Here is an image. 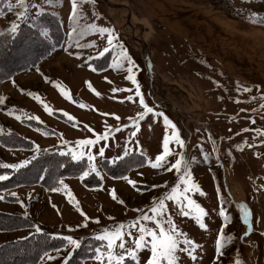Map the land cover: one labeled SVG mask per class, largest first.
<instances>
[{"label":"rangeland","instance_id":"1","mask_svg":"<svg viewBox=\"0 0 264 264\" xmlns=\"http://www.w3.org/2000/svg\"><path fill=\"white\" fill-rule=\"evenodd\" d=\"M164 1L77 0L74 22L70 15L71 0H0V37L16 36L20 40L26 29L30 33L25 35L43 38L48 48L52 46L37 65L0 81V97L5 100L0 104V164L31 160L37 154V159L18 170L0 167V175L7 176L0 180V196H3L0 212L14 217L9 223L6 219L0 220L3 226L0 245L26 238L47 239L55 242L54 247L38 255L34 264H67L77 257L80 248L85 251L87 247L96 246L103 251L107 242L96 237L105 229L115 230L123 224L125 234L132 233L124 237L126 246L132 247L133 238L139 235V224L154 226V221H141V213L152 215L150 209L154 203L170 194L177 185L183 193L186 187L180 179L183 169L180 172L168 169L179 158L177 153L186 152L192 179L205 195L195 190L184 195L205 209L207 215L203 220L207 228L199 226L194 212L188 216L181 214V206L187 209L183 197V205L165 200V218L170 216L178 230L199 245L194 252L195 260L187 252H181L179 264H236L237 260L240 264H264V94L255 95L233 87L227 69L221 67L213 55L196 48L183 29H179L177 19L167 16ZM191 1L227 16L230 21L225 26L230 27L235 22L236 28L248 30L251 27L252 33L264 34V23L256 22L264 21V0ZM21 11L27 19L18 15ZM13 23L19 26L15 35L9 31ZM89 25L114 28L113 44H107V34ZM21 26L25 28L19 30ZM74 27L75 33L72 32ZM58 36L61 44L57 46ZM120 45L135 62L133 73L146 103L167 115L185 140L183 148L170 141L171 155L161 167L154 168L152 164L163 152V138L165 134L170 136L172 129L164 124L163 117L151 113L138 120V126L129 119L135 118L143 107L135 94L136 86L127 79L129 65L121 56ZM104 47L109 51L100 56ZM23 55L19 53L20 57ZM89 56L93 59L89 60ZM114 88L118 91L113 92ZM61 89L68 91L73 99L64 96ZM29 93H38L53 112H46L43 104ZM130 95L132 100L127 99ZM81 103L86 106L81 107ZM61 109L76 119L69 120ZM17 115L23 118L18 120ZM33 116H39L43 123L29 119ZM106 132L107 138L95 145L76 144L77 140H95ZM133 132L136 134L132 135ZM100 147L104 148L103 156L98 153ZM73 148L85 152L81 159L86 161L80 166L82 171L90 169L87 153L95 156L92 163L96 171L89 170L84 178L89 180L94 173L101 180L100 186L85 185L82 174H62L66 161L55 166L50 177L46 169H36L43 163L51 167L52 158L48 156L64 153L71 157ZM131 155L132 160L144 164L120 178L111 177L106 165ZM129 163L132 162L125 165L128 167ZM34 164H37L35 171H40L36 173L41 177L46 175L54 186L48 188L43 182H28ZM61 179L68 185L67 190L58 183ZM128 180L135 181L136 186ZM54 187L59 190L52 191ZM113 189L117 199L112 197ZM13 192L17 196H12ZM121 199L123 204L119 202ZM240 204L251 211V228L244 223ZM220 208L228 215L227 222L220 215ZM20 217L32 225L21 221ZM133 222L136 227H131ZM12 224L23 227L13 229ZM36 225L40 226V232L36 231ZM221 229L226 236L234 238L222 241L224 247L217 253L215 241ZM69 235L81 241L79 248L64 239ZM89 237L92 239L87 240ZM183 239L181 237L182 247H187ZM29 244L33 243H27L26 248ZM118 244L119 241L116 253L120 252ZM8 253L19 256L20 252L8 250ZM28 253L20 258L30 259L32 252ZM45 253L55 259H48ZM137 255L139 264H146L150 251L141 249ZM0 264L4 263L0 261ZM83 264L99 262L93 256Z\"/></svg>","mask_w":264,"mask_h":264},{"label":"snow or ice","instance_id":"2","mask_svg":"<svg viewBox=\"0 0 264 264\" xmlns=\"http://www.w3.org/2000/svg\"><path fill=\"white\" fill-rule=\"evenodd\" d=\"M94 2V0H93ZM78 12V4L77 0H71V17L73 21L75 22L76 16ZM18 15L21 18L27 19L25 12L21 11L18 13ZM260 23H264V21H256ZM18 24L13 23L10 28L11 34L15 35L18 30ZM90 28L93 30L98 31L101 34H107V44L112 45L114 39H116V33L114 28H108V27H97L96 25H89ZM72 32H76V28L74 27L72 29ZM83 47V45H78ZM121 47V56L127 61L128 67L127 72L129 75L127 76V79L130 80L135 86V94L139 98V104L142 105L143 111L136 114L135 118H129L132 119L134 124H137L138 126V120L144 119L145 116L148 114H154L157 117H163L164 124L169 126L172 129V134L169 136L168 134H165L163 138V152L160 155H157L155 157V163L152 164V167L157 168L162 166V162L165 161L166 157L171 155V150L169 148L170 141H174L177 145H179L181 148L185 146V140L181 137L180 129L177 127L175 123H173L172 120L169 119L167 115H165L163 112L156 111L154 107L149 106L148 103L145 101V97L143 93L141 92V85L137 82L136 76L133 73V68L135 67V62L132 60V57L128 54L127 50L124 48L123 45H120ZM109 48L104 47L102 51L99 52V55L102 56L105 52H108ZM79 55V53H77ZM89 60L93 59L91 56L88 57ZM91 67V65H89ZM114 66H116L114 64ZM96 69L93 68V71ZM57 87H59V84H57ZM89 87H91V84H89ZM245 91H249L250 89L245 88ZM64 96H66L69 100H72V96L68 91H65L64 89H61ZM95 91V89H93ZM113 92L118 91V89H112ZM119 91H129L131 92V89H119ZM30 95L34 96V98L37 101H40L43 104V107L46 112H49L50 114L53 112V109L49 107L47 103H44V101L41 99L38 93H29ZM99 95V93H97ZM128 100H132L133 97L130 95L127 97ZM5 102L4 98L0 97V104H3ZM81 107H85L86 105L81 103ZM264 107V105H262ZM19 111V110H14ZM63 112V115L68 117L69 120L74 121L76 118L74 116H71L68 112L64 110H60ZM11 114V113H10ZM22 115H17L16 119H22ZM29 119H35L37 121H40L39 116H33L29 117ZM119 119V117H117ZM43 123L42 121H40ZM254 122V121H253ZM119 131V129H117ZM136 133L133 132L132 135H135ZM107 132L104 135H98L95 140L93 139H80L76 141L77 145L80 146H90L95 145L97 141L104 140L107 138ZM67 143V141H65ZM37 147V152L39 151V145ZM239 147V145L237 146ZM71 158L73 160H81L83 159L85 152L78 149H71ZM98 153L100 156L104 155V148L100 147L98 149ZM61 155H64V153H61ZM127 155V153H125ZM178 157L175 159L174 163L171 164L169 171L172 169H175L177 172H180L182 169L184 171V175L180 177L183 184L186 185V187L183 189V193L179 192V185L176 187H173L171 189L170 194H165V196L162 199H158L154 206L151 207L150 211L152 215H149L147 213H141L140 220L141 221H154L153 227H148L144 225L143 223L139 224L138 226V237L133 238V246L127 247L126 241L124 240L125 235L131 236L132 233L129 231L127 234L123 231L124 225L120 224L116 227L115 230H108L105 229L104 233L96 239L101 241H106V245L104 250L102 251L101 248H96L94 250V256L95 260L99 262V264H122V262L126 261L127 257H131L132 260L136 261V264H139V257L137 255L138 251L141 249H148L150 251V256L146 260V264H179V253L181 252H187L188 255L195 260L196 256L194 255L195 249L199 247L198 244H196L194 241L187 238L186 234L182 231H179L177 228V225L172 221V219L169 217L165 218L164 215V209L166 208L165 200H174L177 204L183 205V200L187 201V209H185L183 206L179 209L181 214L184 216L190 215V213H195V219L199 223V226L201 228H207V225L205 224L203 217L207 215L205 209L198 204L195 200L191 199L190 197H187L184 195V193H187L191 190H195L200 192L201 195H205L203 191L200 189L199 184L195 183L192 179V174L190 171V161L186 159V152L177 153ZM88 161L90 162V171L95 172L96 167L95 164L92 163L95 161V156L92 153H87ZM37 159V154H34L31 158V160H23L16 164H0V167L4 168H10V169H20L23 167H26L29 165L32 160ZM115 162V161H113ZM89 170H85L82 173L81 179L89 175ZM44 177H40V179H43ZM7 179L6 175H0V180ZM130 184H132L134 187L136 186V182L133 180H128ZM58 183L63 186L65 190L68 189V185L64 184L63 180H59ZM52 191H58L59 188H52ZM12 196H17V193L13 192L11 193ZM31 195V194H29ZM71 193L69 192V196L71 197ZM112 197L113 199H117V194L115 189L112 190ZM183 197V200L181 199ZM0 199H3V196H0ZM223 201V198H221ZM121 204L124 203V201L121 199L119 201ZM20 203H23V201H20ZM78 203V202H77ZM239 207L243 211V219L244 223L248 225L249 228H251V222L249 220V217L251 215L250 209L245 204H240ZM220 215L223 216L225 222L229 220L228 215L226 214L225 210L223 208H220L219 210ZM27 215V213H25ZM83 215V213H82ZM88 218L85 215V223L84 226H87ZM97 222L98 218H97ZM136 223L133 222L131 227H136ZM36 231L40 232L41 228L39 225L35 226ZM248 233L246 232L245 235ZM147 237H150V239H146ZM181 237H183V245H186L187 247H182L181 244ZM234 237L232 235L225 234V231L223 229L219 230V238L216 239V252L220 253L221 249L224 247V244L222 241H231ZM64 239L74 248H79L81 246V241L79 239H76L72 236H66ZM119 241L118 248L120 249L119 253L115 252L116 242ZM59 251V250H57ZM45 256L48 257V259H55V257L50 256L48 253H45ZM236 264H240V261L237 260Z\"/></svg>","mask_w":264,"mask_h":264},{"label":"crops","instance_id":"3","mask_svg":"<svg viewBox=\"0 0 264 264\" xmlns=\"http://www.w3.org/2000/svg\"><path fill=\"white\" fill-rule=\"evenodd\" d=\"M164 2L167 16L177 19L179 29H183L196 48L213 55L216 62L227 69L233 87L255 95L264 94L263 33L254 34L251 27L241 30L236 28L235 22L230 23V27L225 26L230 21L227 16L191 0ZM245 88L250 90L245 91Z\"/></svg>","mask_w":264,"mask_h":264},{"label":"trees","instance_id":"4","mask_svg":"<svg viewBox=\"0 0 264 264\" xmlns=\"http://www.w3.org/2000/svg\"><path fill=\"white\" fill-rule=\"evenodd\" d=\"M48 15L44 14L43 16L40 15L39 18L44 17ZM25 27L21 26L19 30H23ZM49 29L51 30V32H53V28L49 27ZM24 35L21 37L20 40L16 39V36H1L0 37V81H4V80H8L10 78H12L14 75H16L18 72H21L23 70L29 69L32 66L37 65L38 62H40V60H42L43 58L46 57V51H49L50 48H52V46H49L45 44L46 40L43 38H38L35 36L29 37L25 34L30 33L29 31H26V29L23 30ZM55 36L57 34H54ZM60 36V35H59ZM56 37V45L58 46L59 44H61V40L60 38ZM19 53H24L23 56H19ZM45 53V54H44ZM18 55V56H17ZM133 155H131L130 157H126V158H121L119 160H116V162L114 164H110V166L106 165V169L110 170V176L114 177V178H120L122 176L127 175L132 169L136 168L137 166L143 165L144 162L140 160H132L131 157ZM50 158H52L51 163L52 165H50V168H47V164L43 163V165H41L39 168H36L37 164H34L33 166H31L32 169V176H31V180L28 182L31 183H37V182H43L44 185L48 188H51L52 186H54V184H51V180H48V178H46V175H44L43 180H40L41 175L37 174L36 172H40V171H35L36 169H46L48 172L47 174L49 175L48 177L52 176V174H50V172L52 170H54L55 166H60L61 162L66 161V165H62L61 171L62 174L66 175L67 173L69 175L72 176H79L83 173V171L81 170V165H84L86 163L85 160H81V161H76L73 160L71 157H66L65 155H61V154H56V155H51L48 156ZM47 157H43V159H46ZM134 161L137 163L135 164ZM108 161L106 160V163ZM127 162H132L129 163V166L127 167L125 164H127ZM134 163V164H133ZM143 163V164H142ZM29 167H27V169H29ZM56 171V170H55ZM91 179L87 180L86 178L83 179V182L85 183V185L88 186H100L101 184V180L97 177V175H95L94 173L91 175ZM45 179V180H44ZM12 215L9 214H5L0 212V220H7L9 223L10 221H12L11 219H13L14 217H11ZM21 221L27 222L28 225L31 224V222L25 221L26 219L23 217H20ZM17 220V221H20ZM15 221V220H13ZM32 225V224H31ZM2 228L3 226L0 225ZM13 229H18L23 227L22 225H15L12 224L10 226ZM48 237V236H46ZM32 239V238H31ZM29 238L26 239H22V240H16L15 242H10L11 244H3L0 245V261L1 263L4 264H24L25 262H29V263H36L38 260V258H36L38 255H40L41 253H44L46 251H49L52 247H54L55 242L52 241H48L46 240H31ZM92 239V238H88L87 240ZM33 243V244H29V247L26 248L27 243ZM98 245H100V242H98ZM98 248V247H87V249L85 251H82V249H78V254L76 255V258H72L67 264H83V262H85L88 259H91L94 256V250ZM9 251H13V252H20L19 256H12L11 254L8 253ZM28 252H32L30 259L25 258L24 256V260H22V258H20V256L22 255H26L29 254ZM33 252H39V254H35L32 255ZM84 252V253H81ZM82 255V256H81ZM76 261V262H75ZM122 264H136V262L134 260H132L131 258H126L125 262H122Z\"/></svg>","mask_w":264,"mask_h":264},{"label":"bare ground","instance_id":"5","mask_svg":"<svg viewBox=\"0 0 264 264\" xmlns=\"http://www.w3.org/2000/svg\"><path fill=\"white\" fill-rule=\"evenodd\" d=\"M183 109V108H182Z\"/></svg>","mask_w":264,"mask_h":264}]
</instances>
